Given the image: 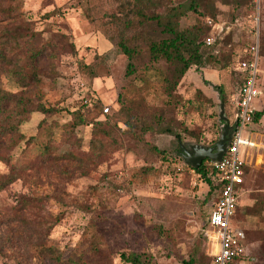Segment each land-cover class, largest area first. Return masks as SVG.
<instances>
[{
    "label": "rangeland",
    "instance_id": "374dc122",
    "mask_svg": "<svg viewBox=\"0 0 264 264\" xmlns=\"http://www.w3.org/2000/svg\"><path fill=\"white\" fill-rule=\"evenodd\" d=\"M128 1L131 0H24V18L37 31L58 43L63 35L72 44L61 55L56 80L48 81L43 89V102L60 111L42 125L45 116L32 113L21 131L27 137L36 135L38 146H43L50 131L59 141L65 131L71 130L74 111L85 112L92 122L103 119L101 108L106 107L114 112L111 123L119 128L115 140L106 139L108 153L98 164L88 166L91 168L87 175L75 172L74 162H66L71 173H62L68 167H61L60 172L57 164L41 163L35 146L22 142L11 153V165L0 161V173H9L21 160L34 165L0 191V220L17 212L34 223L39 216H58L60 220L50 240L60 246L65 257L78 247L85 250L99 244L101 250L87 257L92 264H127L120 257L124 251L148 253L156 264H189L198 251L195 264H212L215 248L207 221L216 196L210 194V185L203 177L176 153L177 138L160 133V129L170 127L180 133L181 145L213 146L224 124L219 118L222 100L217 87L224 89L226 115L232 123L244 79V71L239 70L242 61H238L246 54H254L259 60L260 94L253 105L263 114L246 131H252V138L262 145V162L256 163L257 152L241 153L242 157L250 154V191L240 202L235 225L245 229L249 240L248 256L237 264H264V0H255L252 6L217 0L216 21L188 12L181 20L182 27L207 25L203 42L208 45L206 39L213 36L214 43L206 49V55L213 48L221 63L192 66L182 78L175 99L155 83L142 79L151 76L153 72L147 70L153 67L165 69V62L147 61L148 66L142 62L135 75H126L128 59L118 50L117 41L133 35L123 25L127 19L123 5ZM181 1L168 0L170 4ZM6 26L7 21H0V29ZM91 71L100 76L93 78ZM2 85L8 91L20 90L7 74L2 75ZM197 89L213 101L202 113L188 110V101L195 99ZM129 116L138 126L137 135L144 136L142 139L128 133L125 122ZM144 123L152 126L145 134L141 128ZM92 129V125L75 128L73 147L81 156L90 151ZM154 145L165 152H155ZM62 149L70 146L63 144ZM143 167L153 170L145 173ZM24 195L44 197V201L18 211V199ZM248 207L260 210L259 214H249ZM9 234L12 239L8 241ZM38 242L37 235L23 223L2 222L0 264H39L34 253Z\"/></svg>",
    "mask_w": 264,
    "mask_h": 264
},
{
    "label": "trees",
    "instance_id": "16d2710c",
    "mask_svg": "<svg viewBox=\"0 0 264 264\" xmlns=\"http://www.w3.org/2000/svg\"><path fill=\"white\" fill-rule=\"evenodd\" d=\"M217 0H182L177 4H170L168 0H131L123 5L127 19L123 21L125 29L133 31L132 36H125L117 41L118 50L128 59L127 76L135 75L138 65L142 62H165V69L151 68V76L145 75V82H152L158 85L162 91L170 98L178 97L176 90L192 66H204L206 63L220 64L221 61L215 55L214 50L210 49L206 55V49L210 46L203 42V36L209 29L207 25H194L183 28L181 20L190 11H194L204 17H211L213 21L218 20L219 8ZM226 4L231 3L236 6L254 5L255 0H223ZM129 4H132L130 7ZM24 0H0V21H7L8 26L0 29V161L11 165L12 151L22 142L27 146H35L37 158L41 163L50 161L51 164L59 165L56 168L61 172V167H68L66 162H74L73 170L81 175H87L93 164H98L101 159L108 153V144L106 139L115 140L117 136V125H113L111 120L114 118V112H104L101 108L103 119L88 120L87 114L81 110L72 113V126L70 131H65L58 141L54 131H50L48 142L43 146H38L36 135L27 137L22 131L21 126L30 120L34 112L42 113L45 118L40 122L42 125L48 117L53 116L60 111L55 106L47 105L43 102L44 87L48 81L54 82L58 76L59 61L61 55L69 46V39L62 35L63 40L58 43L52 39L44 37L43 33L37 31L34 24L24 18L22 8ZM133 17V18H131ZM116 19L122 20L116 16ZM103 59V58H102ZM254 54H246L240 61H253ZM87 68L91 67L88 65ZM7 74L12 77L19 85L20 90L12 92L6 90L2 85V75ZM93 78L100 76L99 73L91 71ZM223 95L224 103L226 98L224 89L217 87ZM197 102V103H196ZM208 103L213 104L210 97L200 89H197L195 99L189 100V111L193 109L199 113L205 110ZM237 108L235 110V115ZM262 112L254 115V121H258ZM128 126V133L138 136L142 139L144 136L137 135L136 124L133 117L125 122ZM237 124L235 117L232 125ZM81 125H92V139L90 151L84 156L78 154L73 147L72 137L75 136V128ZM223 128V126H221ZM143 133L152 129L151 125L144 123L141 127ZM160 133H167L177 138L176 153L182 157L180 133H176L170 127H162ZM70 146V149L63 150V144ZM38 146V147H37ZM187 148L189 146L185 145ZM34 149V147L32 148ZM31 149V150H32ZM152 149L161 154L157 146ZM25 150V149H24ZM64 162V163H63ZM63 163V164H62ZM62 164V165H61ZM34 164L21 160L20 165L12 167L7 174L0 173V191L7 189L16 180L21 178L27 168ZM69 168V167H68ZM153 170L151 167H143L142 171L147 173ZM245 173L248 167H244ZM203 179L210 185V194H215V206L219 195L221 182L216 178V171L210 165V159H205L202 165L195 169ZM62 173H71V169L62 170ZM44 201V197L24 195L18 199L17 210L33 206ZM238 210V207H237ZM249 214H259L260 210L254 207H248ZM17 212L13 217H8L2 222H21L30 227L31 231L37 235L39 242L34 244V253L39 264H92L87 257L90 253L99 252V244H93L91 249L80 250L78 247L69 257L64 256V251L49 236L54 226L58 224L59 217L39 216L36 222L28 221L21 218ZM208 223V221H207ZM247 235V233H246ZM12 239V235H7ZM248 237V236H247ZM3 247L0 246V252ZM196 251L189 264H195L197 261ZM248 256L244 255L239 261ZM121 260L127 264H156L148 253L139 252H121ZM212 257V264L213 263ZM18 264H22L19 261Z\"/></svg>",
    "mask_w": 264,
    "mask_h": 264
},
{
    "label": "built area",
    "instance_id": "2783aa9c",
    "mask_svg": "<svg viewBox=\"0 0 264 264\" xmlns=\"http://www.w3.org/2000/svg\"><path fill=\"white\" fill-rule=\"evenodd\" d=\"M211 23V20H209ZM208 45L214 43L213 36L206 39ZM259 60L242 61L239 70L244 71V79L239 90L236 102L237 124L233 128L232 138L228 148L220 161L210 160V165L216 171V178L221 182L220 195L212 208L208 218L211 227V238L215 248L213 255L214 264H237L239 258L246 255L247 235L245 229L236 226L235 216L240 197L245 185L246 173L241 153L251 150L256 146L251 138V132L246 131L254 122L256 109L253 100L260 94L257 86L259 74ZM109 107L104 112H109ZM246 131V136L244 132Z\"/></svg>",
    "mask_w": 264,
    "mask_h": 264
},
{
    "label": "water",
    "instance_id": "95a60500",
    "mask_svg": "<svg viewBox=\"0 0 264 264\" xmlns=\"http://www.w3.org/2000/svg\"><path fill=\"white\" fill-rule=\"evenodd\" d=\"M218 91L220 92V99L222 100V103L220 104L219 118L224 122L219 140L213 146L196 145L194 146L193 151L189 150L185 145H181V149H183L182 156L186 164L194 169L199 168L205 159L220 161L232 138L234 126L230 123L229 118L226 115L223 95L220 90Z\"/></svg>",
    "mask_w": 264,
    "mask_h": 264
},
{
    "label": "crops",
    "instance_id": "0c3cea01",
    "mask_svg": "<svg viewBox=\"0 0 264 264\" xmlns=\"http://www.w3.org/2000/svg\"><path fill=\"white\" fill-rule=\"evenodd\" d=\"M257 111V110H256ZM258 112V111H257ZM260 112V111H259ZM232 124V123H231ZM253 134L254 133H252V131H251V138H252V136H253ZM253 139V138H252ZM254 140V139H253ZM255 141V143H256V146L254 147V148H252L251 149V152H250V154L252 155L253 153H256L257 152V157H256V163L257 162H262V159H261V157L262 156H260V154H259V151H260V149H261V147H262V145L260 144V143H258L257 142V140H254ZM250 154H248L247 156H244L243 157V159H244V161L246 162V167H248V168H250L252 165H251V162H250V160H249V157H250ZM248 172L246 173V177H245V185H244V189H243V193H242V195H241V197H240V201H239V205H240V202L242 201V199H243V197H244V195L245 194H247V193H249V191H250V189H249V187H248ZM239 205H238V207H239ZM239 224V223H238ZM240 227H242L241 225H239ZM243 228V227H242ZM244 229V228H243ZM249 253V240H248V237H247V251H246V254H248ZM239 262V261H238ZM237 262V263H238Z\"/></svg>",
    "mask_w": 264,
    "mask_h": 264
},
{
    "label": "flooded vegetation",
    "instance_id": "af4514ba",
    "mask_svg": "<svg viewBox=\"0 0 264 264\" xmlns=\"http://www.w3.org/2000/svg\"><path fill=\"white\" fill-rule=\"evenodd\" d=\"M193 148H194V146H193V147H188V149L191 150V151H193ZM182 152H183V151H182Z\"/></svg>",
    "mask_w": 264,
    "mask_h": 264
}]
</instances>
